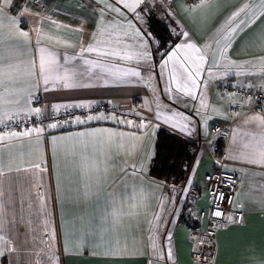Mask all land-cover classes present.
<instances>
[{"label":"crops","instance_id":"obj_1","mask_svg":"<svg viewBox=\"0 0 264 264\" xmlns=\"http://www.w3.org/2000/svg\"><path fill=\"white\" fill-rule=\"evenodd\" d=\"M150 1L145 0V3L141 5L145 9L141 13L142 21H136L135 13L126 10L127 19L135 27L149 32L148 19L153 15L170 27L171 35L176 39L170 49L182 42L176 35V32L181 30L192 34L193 41L201 48L204 42H213L209 56L214 58L205 62L200 76L196 78L197 87L193 89L195 99L176 92L175 84L166 83L168 72L172 69L171 63L165 70L164 77L161 78V56H156L154 53L155 43L152 42H150L152 55L147 64L137 63V61H117L119 68L140 71L139 77L105 76L103 79H97L94 74L86 75L81 78V82L91 85L90 87L64 89L49 84L48 91L43 90L41 83L40 90L36 92L32 103L26 108L39 107L44 116H50L73 108L61 107L58 111H54L52 106L56 104H83L85 105L83 109H89L96 103H103L106 109L102 113L105 116L114 115L117 121L131 120L133 125L128 127L111 119L77 125L74 119L70 123H59L63 125L62 127L49 128L46 133L33 132L31 137L14 138L8 141L10 147L3 151L5 165L8 163L7 157L10 154L13 157L14 168L23 169L32 163L46 161L48 171L46 173H40L39 170L10 173L4 178L5 196L7 198L9 182H11L18 217L21 214L19 202L22 200V214L26 220L30 218L35 227L38 221L35 215L30 216V212H36L38 201L35 193L38 189L32 186V181L41 182L42 187L39 191L45 192L49 197L51 222L48 231L51 232L52 227H55L57 239L49 249L41 243V229L30 233L28 228L21 224L13 231L12 225H8L9 237L14 238L18 234L19 242L15 245L16 251L6 252L5 255L0 256V264H49L47 256L50 251L59 258L56 264H246L253 253L257 256L264 255V206L260 203L264 200V175H253V173L264 172V168L232 158L241 151H246L244 145L251 144L253 134L258 137L259 134L264 133V127L259 126L256 121L249 120V117L254 114L261 117H264V114L253 108V98L242 99L226 88V85L230 83L248 84L264 92V74H250L257 69H252L247 63L254 57L264 55V44L254 42L248 37H241L232 43L230 48H225L227 41L221 40L217 45L215 41L219 37L214 36L219 26L218 21L228 9L245 2L258 4V0H220L219 7L213 8L209 13L206 25L194 23L183 11L185 7H194L198 0H161L164 3L163 6L152 5ZM128 2L131 3L133 0ZM22 3L24 0H16L13 11ZM26 7L31 13H38L39 17L27 15L25 19L28 22L25 23L22 20L20 27L31 30L39 18L41 34L45 37L42 40V46L55 51L61 58V63L65 55H81L80 45L91 42L89 33H92L99 23L100 5H96L95 0H26ZM139 11L140 9H137V12ZM168 12L175 15L170 16ZM259 12L260 9L257 7L246 17L249 23L252 18L259 15ZM200 14L201 12L197 11L195 16L198 18ZM262 21L264 18L257 20L256 23L264 28ZM125 28L129 26L125 24ZM129 30L134 31V27ZM30 35L31 51L28 50V46H24L23 54L19 59L27 60L36 52L37 36L34 32H30ZM47 36H58L76 47H65L49 41ZM82 55L86 59H98L96 52H84ZM74 63L82 64V60L74 61ZM148 65H155L151 72L146 70ZM168 87L172 88L171 93L167 91ZM169 94H175L187 101L180 100L176 103ZM157 112L160 113L159 119L156 118ZM174 114H176L174 119L165 122V117H173ZM34 116L21 114L13 121L6 120L9 127L0 125V132H23L30 129L24 125L13 124L22 123ZM141 123L146 124V127L139 129L137 125ZM183 125L187 127L182 129ZM159 127H164L187 140H193L198 145L194 163L184 182L161 181L149 175V165L155 152L154 136ZM96 128L136 133L142 137V141L133 140L131 136L126 135L120 138L121 142L126 149H130L133 144H142V147L132 155L117 157L114 161L115 166L110 172L109 183L104 187L99 198L93 195L85 200L83 184L78 178L75 183L67 179L71 168L66 167L65 155L58 154L57 159L53 161L50 140L52 136H63ZM38 138L41 140L39 145L36 144ZM61 143L65 152L71 151V142ZM216 154L223 157V169L226 172H238L240 181L235 190L232 205L225 212L222 225L209 231L206 178L214 167ZM68 160H71L70 156ZM121 169H126L127 174L122 176ZM4 171L7 172V166ZM55 172L62 174L63 212L61 204L54 199L56 196ZM112 180H115V183H112ZM123 183L129 186L136 185L137 191L142 190L146 194L148 204L146 216L142 215L138 223L134 221L133 228L128 233L129 254L115 257L94 255L96 246L93 244H88L86 249L66 254L60 236L62 219L65 231L77 234L82 227H87L90 217L94 230L99 231L102 227L110 229V216L107 225L102 224L100 219L102 216H108L112 211V207L106 204L105 197L109 191H121ZM93 191H95L94 187ZM78 194L79 198H77ZM184 199L189 203L188 222L178 220L183 211ZM29 202L33 204L31 209L28 207ZM238 213L240 216L242 214V223L226 220L228 215L237 216ZM81 217L84 218L83 221ZM121 239L123 242V238ZM133 241H135V247ZM153 242L156 245L155 251L151 247ZM169 249L171 259L167 255Z\"/></svg>","mask_w":264,"mask_h":264},{"label":"snow or ice","instance_id":"obj_2","mask_svg":"<svg viewBox=\"0 0 264 264\" xmlns=\"http://www.w3.org/2000/svg\"><path fill=\"white\" fill-rule=\"evenodd\" d=\"M16 0H0V125L9 127L7 121H13L15 117L24 114L25 116L35 115L39 117L42 114V109L39 107L26 108L35 98V94L40 90L41 83L43 90H49V84L59 86L64 89L85 88L91 85L81 82L84 76H92L97 79H103L105 76L123 77L141 75L140 71L125 70L119 68L117 61H137V63L145 62L147 64L151 59L152 48L150 42L159 44L151 33L142 30L140 27H135L131 21L127 19V11L135 13L134 19L142 21L141 13L145 11L141 7L145 0H133L129 3L128 0H95L96 5H100L98 10L99 23L95 30L89 33L91 42L80 45V56L72 55L63 57V63L57 53L47 47L42 46L41 22L37 19L35 25L31 30H25L20 27L23 20L28 21L25 17L29 14L39 17L38 13H31L26 7V0L20 4L15 11L13 5ZM220 0H198V3L192 7H185L183 11L188 18L199 25H206L209 19V13L215 7H219ZM259 7V15L251 19V23L246 18L255 9ZM7 9V11H6ZM137 9H140L137 12ZM127 10V11H126ZM200 11L201 14L197 18L195 13ZM243 14V16H242ZM172 16L175 13L168 12ZM264 18V0H258V4L245 2L235 5L228 9L221 20L218 21V27L215 30L214 36L219 37L215 43L218 45L221 40L227 41L225 48H230L232 43L241 37H248L254 42L264 44V28L260 27L256 21ZM264 22V21H262ZM53 23H55L53 21ZM125 24L129 28H125ZM255 26V27H254ZM134 27V31L129 29ZM176 31L175 29L173 30ZM34 32L37 36L36 52L27 60L19 59L23 54L24 46H28L31 51V35ZM177 38L181 39V43H177L167 52L161 53V78L164 77V72L168 65L172 64L171 71L168 72V80L166 83L175 84V91L192 96L195 99L193 89L197 87V77L200 76L203 65L210 58L209 52L213 48V42H204L203 48L197 45L192 39V34L188 31L181 30L176 32ZM49 41L57 44H62L65 47L75 48L76 46L66 40H62L58 36H47ZM21 41L23 43H21ZM98 54V59L90 60L83 57V53ZM223 55V52L221 53ZM15 58V61H14ZM82 60V64L74 63V61ZM235 63V62H232ZM251 65L252 71L250 74H264V55L254 57L247 62ZM71 65V66H69ZM219 66L218 64L216 65ZM229 67L231 65H228ZM155 65H148L147 71L151 72ZM150 78V77H149ZM167 91L172 92V88L168 87ZM203 105V101H201ZM53 110L58 111L61 107H85L83 104L77 105H53ZM173 117H165V122ZM182 115V114H180ZM156 118H160V113H156ZM111 119L120 124H126L128 127L133 125L131 120H119L116 116H105L103 113L99 115H88L85 118L80 116L75 117V124L82 125L93 121H105ZM249 120L256 121L259 126L264 127V117L253 115ZM247 122V121H246ZM65 123H70L65 121ZM59 123H51L49 128L55 129L62 127ZM174 127L176 125H173ZM139 129L146 127V124L141 123L137 125ZM182 129L187 125L181 126ZM44 131L41 127H34L23 132L10 131L0 132V256L5 255L6 252L16 251V243L19 242L18 234L14 238L8 235V225H12L14 231L19 225L23 224L28 228L29 232H36L37 229L42 230L41 243L51 249L52 245L56 243V229L52 227L51 232L48 231L50 221V212L48 207L49 197L45 192L39 191L42 183L36 180L32 181V186L38 190L35 193L36 212L31 213L35 215L38 223L33 227V221L25 219L23 216V201L20 203L21 214L18 217L16 211V201L13 198V189L11 182H9L7 198L5 196V177L12 172H28L32 170H39L40 173L48 171L46 161L40 163H32L29 167L19 168L13 167V157L9 154L7 157L8 163L5 165V156L3 151L9 148L8 141L14 138L31 137L32 133L37 134ZM126 135L131 136L133 140L142 141V137L136 133L117 132L106 128H96L86 131H78L69 133L63 136H52L50 140V151L53 161L57 159L58 154H64L66 160V167H70L67 179L75 183L77 178L83 184V198L88 200L95 195L99 198L104 187L109 183L110 172L114 168V161L121 155H132L140 150L142 144H133L130 149H126L120 138ZM251 144L246 143L244 148L246 151H241L233 159H239L243 162L264 168V133L253 134L251 137ZM61 142H71V151L65 152L64 146ZM36 144H41L38 138ZM71 160H68V157ZM7 166V172L4 171ZM55 189L56 196L54 199L61 204L63 212V193L61 190V173L55 172ZM127 170L121 169V175H126ZM253 175H264L262 173H253ZM119 179V178H117ZM115 183V180H112ZM93 187L95 191H93ZM121 191H109L106 194L105 202L112 207V211L108 216H102L101 222L107 225L108 218H111V228L102 227L96 231L92 227V218L88 220L87 227H82L79 234L76 232L65 231L63 219L61 222V240L63 243L64 252L67 254L72 251H80L86 249L88 244H93L96 249L93 251L94 255L104 256H121L129 254L128 252V233L133 228V222H139V218L147 214V197L141 190L137 191L136 185L121 184ZM131 189V190H130ZM218 199H223L222 193L215 194ZM79 198V194L77 196ZM215 203V201H214ZM264 206V200L260 201ZM29 209L33 207L32 202H29ZM213 215L221 217L225 214L216 205V210ZM83 217L81 220L83 221ZM228 222L242 223L241 216L228 215L226 217ZM125 221L127 223L125 224ZM122 229V230H121ZM47 236V239L43 237ZM75 237V239H73ZM123 238V242L122 239ZM170 238V237H169ZM35 239V237H33ZM135 247V241H133ZM155 251L156 245L153 242L151 245ZM168 258L171 259V251L168 250ZM47 259L49 264H56L58 257L49 252ZM246 264H264V255L257 256L253 253L246 261Z\"/></svg>","mask_w":264,"mask_h":264},{"label":"built area","instance_id":"obj_3","mask_svg":"<svg viewBox=\"0 0 264 264\" xmlns=\"http://www.w3.org/2000/svg\"><path fill=\"white\" fill-rule=\"evenodd\" d=\"M226 88L232 94L240 96L242 99L253 98L255 110L261 111L264 114V92L259 88H253L248 84L230 83L226 85ZM106 109L103 103H96L89 109H83L80 107H73L66 109L59 113H53L50 116H44L41 114L39 117L27 118L24 122H16L13 125H24L26 127L34 128L41 127L44 129L42 133H46L49 129L48 125L51 123H65V121H73L76 116H80L82 119L88 115H99ZM215 163L212 171L206 178V188L208 192V230L212 231L214 228L222 225L224 216L215 217L213 215L216 210V205L225 214L226 210L232 205L235 190L240 181V174L236 171L226 172L223 169V157L214 156ZM217 193L223 194V199H218L215 195ZM215 201V203H214ZM237 216H240L238 213Z\"/></svg>","mask_w":264,"mask_h":264},{"label":"trees","instance_id":"obj_4","mask_svg":"<svg viewBox=\"0 0 264 264\" xmlns=\"http://www.w3.org/2000/svg\"><path fill=\"white\" fill-rule=\"evenodd\" d=\"M148 31L159 42L153 46L156 56L167 52L176 41L170 33V27L153 15L148 19ZM154 140L155 152L149 165V175L161 181L184 182L194 163L197 143L164 127L156 129ZM187 218L189 213L185 215L182 211L178 220L188 222Z\"/></svg>","mask_w":264,"mask_h":264},{"label":"rangeland","instance_id":"obj_5","mask_svg":"<svg viewBox=\"0 0 264 264\" xmlns=\"http://www.w3.org/2000/svg\"><path fill=\"white\" fill-rule=\"evenodd\" d=\"M150 4H152V5H161V6H163V2L161 1V0H151L150 1ZM169 97L170 98H172L176 103H179L180 102V100L181 101H187V99H184V98H182V97H180V96H177V95H175V94H169ZM189 100V99H188ZM192 100V99H191ZM188 206H189V203H188V201L186 200V199H184L183 201H182V210H183V213L184 212H186L187 213V211H188Z\"/></svg>","mask_w":264,"mask_h":264}]
</instances>
